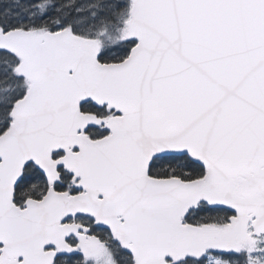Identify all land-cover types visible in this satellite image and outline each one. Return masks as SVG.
<instances>
[{
  "label": "snow or ice",
  "instance_id": "1",
  "mask_svg": "<svg viewBox=\"0 0 264 264\" xmlns=\"http://www.w3.org/2000/svg\"><path fill=\"white\" fill-rule=\"evenodd\" d=\"M0 264H264V0H0Z\"/></svg>",
  "mask_w": 264,
  "mask_h": 264
}]
</instances>
